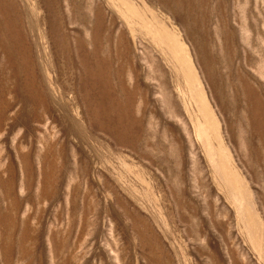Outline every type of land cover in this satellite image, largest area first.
I'll list each match as a JSON object with an SVG mask.
<instances>
[{"label":"rangeland","instance_id":"rangeland-1","mask_svg":"<svg viewBox=\"0 0 264 264\" xmlns=\"http://www.w3.org/2000/svg\"><path fill=\"white\" fill-rule=\"evenodd\" d=\"M0 264H264V0H0Z\"/></svg>","mask_w":264,"mask_h":264},{"label":"bare ground","instance_id":"bare-ground-1","mask_svg":"<svg viewBox=\"0 0 264 264\" xmlns=\"http://www.w3.org/2000/svg\"><path fill=\"white\" fill-rule=\"evenodd\" d=\"M182 2V1H181ZM193 7V6H192ZM203 45V44H202ZM229 71V70H228ZM228 74V73H227ZM30 82V81H29ZM31 83V82H30ZM228 85V84H227ZM230 87H231V85H230ZM218 92V91H217Z\"/></svg>","mask_w":264,"mask_h":264}]
</instances>
